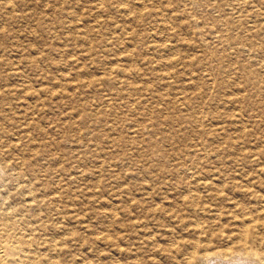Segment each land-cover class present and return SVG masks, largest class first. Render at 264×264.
<instances>
[{
	"label": "rangeland",
	"instance_id": "obj_1",
	"mask_svg": "<svg viewBox=\"0 0 264 264\" xmlns=\"http://www.w3.org/2000/svg\"><path fill=\"white\" fill-rule=\"evenodd\" d=\"M97 1L102 0H0V124L12 139L32 135L36 167L50 173V182L60 176L61 193L76 218L64 225L74 235L70 264H106L107 256L94 261L90 248L94 235H106L105 213L129 197L127 189L145 200V176L176 167L177 156L212 171L264 167V0L234 2L225 13L213 6L220 0H110L104 8ZM149 12L161 17L140 23ZM241 15L245 26L237 23ZM193 18L199 21L193 32L182 31ZM147 27L160 31L159 37L144 43L132 38ZM225 29L232 39L225 40ZM203 42L221 55H209ZM112 67L118 71L110 75ZM92 77L99 83L88 89L81 80ZM24 81L31 92L48 91H42L41 103L39 95L24 94ZM196 117L202 120L196 122L198 134L191 130ZM199 141L206 153L199 152ZM53 156L61 158L60 173ZM151 226L159 235L166 231ZM122 233L117 227L116 235ZM168 241L160 238L161 244Z\"/></svg>",
	"mask_w": 264,
	"mask_h": 264
},
{
	"label": "bare ground",
	"instance_id": "obj_2",
	"mask_svg": "<svg viewBox=\"0 0 264 264\" xmlns=\"http://www.w3.org/2000/svg\"><path fill=\"white\" fill-rule=\"evenodd\" d=\"M97 2L101 7H109L113 1ZM234 2L245 5L248 3L245 0H220L219 4L216 2L213 6L225 13L226 8L233 7ZM160 17L157 13L149 12L138 19L142 23L158 20ZM220 18L225 19L223 16ZM238 20L240 26L246 25L245 16H239ZM198 23L193 18L192 23L181 25V30L192 33V25L197 26ZM222 32L225 40L233 38L229 29ZM159 35L160 31L147 27L142 33H133L132 38L144 43L146 39ZM207 45L203 46L209 55H221L220 51H214ZM166 50L171 52L172 47L166 46ZM135 56V53H131L128 57L130 61H134ZM120 70L122 73H129L123 67ZM117 71L118 68L112 67L108 74L112 75ZM211 72L214 73V68ZM92 78L81 80L88 83V89L99 83ZM22 89L25 90L24 94L32 98L39 95L37 104L43 101L42 94H48L44 89L43 93L31 92L25 81ZM138 91V87H133L134 94ZM198 118L196 117L191 128L196 134ZM201 125L203 127L202 123ZM27 134L28 132H23L20 137L12 139L8 126L0 124V264H70L67 258L68 246L74 235L73 230L66 232L64 225L76 218L72 216L70 205L61 193L60 176H55L54 173L55 182H50V173L36 167L37 145L33 136ZM26 141L30 143L27 147L24 146ZM59 144L60 142L50 144L52 152H56ZM197 147L199 152L206 153L203 141H199ZM177 157L181 163L176 167L165 165L156 169L154 177L145 176L144 182L150 187L145 200L132 197L131 189H127L129 197L108 209L105 213L108 220L106 235L103 238L101 235H94L90 246L94 261L107 256L106 264H143L144 259L151 260L154 264H163L162 259L169 261V264H264V167L246 172L234 166L216 167L212 171L200 165L198 160L192 162V158L189 163L181 156ZM52 161L59 167L57 172L60 173L61 158L53 156ZM106 164L109 168L115 166L114 162ZM52 216L54 220L56 217L57 222ZM151 225L166 231L159 235ZM117 227L122 228V234L116 235ZM182 231H187L193 238L184 240V237H177ZM160 238H167L169 241L161 244ZM99 242H104L107 246L104 249L93 246Z\"/></svg>",
	"mask_w": 264,
	"mask_h": 264
}]
</instances>
